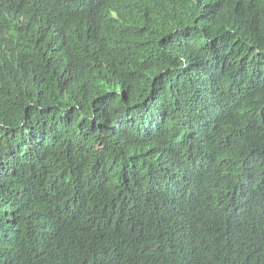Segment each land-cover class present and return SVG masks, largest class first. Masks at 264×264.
I'll return each mask as SVG.
<instances>
[{
    "label": "trees",
    "instance_id": "1",
    "mask_svg": "<svg viewBox=\"0 0 264 264\" xmlns=\"http://www.w3.org/2000/svg\"><path fill=\"white\" fill-rule=\"evenodd\" d=\"M0 264H264V0H0Z\"/></svg>",
    "mask_w": 264,
    "mask_h": 264
}]
</instances>
